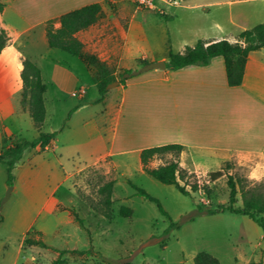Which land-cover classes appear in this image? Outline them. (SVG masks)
Returning <instances> with one entry per match:
<instances>
[{
  "label": "crops",
  "instance_id": "0c3cea01",
  "mask_svg": "<svg viewBox=\"0 0 264 264\" xmlns=\"http://www.w3.org/2000/svg\"><path fill=\"white\" fill-rule=\"evenodd\" d=\"M0 3L3 5L0 28L8 36L7 44L0 51V151L16 138L27 139L25 133L29 129L34 130L31 140L39 134L28 111L21 106V72L25 58L39 68L45 85V118L40 131L56 132L44 149L24 150L13 168L14 183L23 186L27 207L18 209L16 223L21 237L12 264H17L25 247L29 256L21 264H39V255L45 251L35 249L40 244H26L25 238L28 233L42 238L45 225L33 228L41 212L54 215L64 210L56 193L82 168L70 171L63 160L71 161L79 156L81 149L88 151L87 165L90 166L114 153H140L143 148L176 143L183 146L180 164L194 171L220 167L223 162L231 161L236 167H245L249 179L264 177V48L249 52L238 86H228L221 56L211 58L207 65L152 69L144 75L128 77L125 84L116 85L120 91L118 106L103 103L111 119L106 137L104 120L97 116L101 110L98 111L94 103L97 97L85 99L89 84L81 81L62 56L49 55L48 62L38 60L37 57L44 56L37 53V49H46L47 53L56 50L47 43L45 27L48 21H54V26L58 27L60 15L98 3L101 10L97 20L75 33L84 53L114 68V74L119 69H132L133 63L141 60L166 62L167 56L148 60V55L140 50L164 49L161 39L148 43L143 14L149 10L139 9L126 0H0ZM211 3L218 1L205 4L180 2L166 7L161 15L171 19L169 22L185 21L186 35L200 37L193 45L198 39H216L199 36L205 28L200 26L202 14L194 11ZM180 8L189 12L184 15ZM179 27L177 30H183ZM210 27L220 29L221 25L213 21ZM185 43L183 40L180 49L186 47ZM107 94L108 91L102 102ZM65 102L68 104L64 107L62 120L53 123L57 109ZM148 102L150 127L137 120L140 103ZM25 160L27 164L23 165ZM41 172L49 178V186L46 194L41 196L40 206L33 212L29 209L30 201L40 197L37 181ZM4 224L6 216L0 226Z\"/></svg>",
  "mask_w": 264,
  "mask_h": 264
},
{
  "label": "rangeland",
  "instance_id": "374dc122",
  "mask_svg": "<svg viewBox=\"0 0 264 264\" xmlns=\"http://www.w3.org/2000/svg\"><path fill=\"white\" fill-rule=\"evenodd\" d=\"M216 1L218 3L194 10L202 14L200 26L205 28L199 36L234 42L242 30L264 21V0H181V3L205 4ZM180 12L185 15L184 12L189 10L180 8ZM143 15L148 43L153 44L161 39L164 48L140 49L148 55V60L167 56L169 50H183L180 49L183 40L189 46L196 38H200L186 35V23L183 20L169 22L171 19L168 20L153 10L144 12ZM213 21L221 25L220 29L210 27ZM178 27L183 30H177ZM37 50V53L44 56L37 57L38 60L44 62H48L49 55L62 56L64 62L77 72L81 81L89 84L85 99L98 97L97 89L92 85V79L79 58L59 49L49 53L46 49ZM141 66V63L134 62L130 70H137ZM110 68L114 72V68ZM121 72L123 69H119L114 75L118 78ZM146 73L144 71L138 75ZM107 91L104 102H94L98 111L101 110L97 116L104 120L106 137L111 119L107 116V110H104V104L106 102L110 107L118 106L120 100L117 86L110 87ZM67 104L65 102L57 109L53 123L62 120ZM139 112L137 120L150 127V103H140ZM32 134L34 130L29 129L25 133L26 140H31ZM139 154L134 151L114 153L106 160L89 166V153L81 149L79 156L71 161L63 160L70 171L82 169L72 176L68 185L60 187L56 193L62 200L61 208L66 211L60 210L54 215L41 212L33 228L45 225L42 238L40 235L29 234L32 239L42 240L45 244L35 247L45 251V254L39 255V264H196L195 255L201 251L216 257L218 264H245L262 259L264 231L255 221L228 211L206 214L203 210L227 203L228 175H232L235 180L241 179L243 189L259 191L264 187V177L259 180L249 179L246 177V168L236 167L231 161L223 162L220 167L194 171L193 168L180 164V153L163 152L151 158L148 162L150 168L177 159L179 166L187 171L180 183H185L188 190L194 182L199 186L190 195H183L173 185L163 184L148 175L141 167ZM22 164L26 165L27 160ZM220 169L223 175L211 181L209 172ZM34 170L38 171L37 167ZM44 174L41 172L38 175L40 197H33L30 201L29 209L33 212L40 206L41 196L46 194L49 186V178ZM109 181H113V185L108 192L104 186ZM14 182L15 180L12 185L6 184V167L0 163V201L8 186L13 188L16 185L0 208L1 215L6 216V224L0 226V264L13 262L21 237L16 223L18 209L27 207L23 186ZM131 183L157 198L175 225L171 226V220L161 214L153 202L136 195ZM241 185H236L237 206L242 202ZM204 186L210 189L209 194L205 193ZM28 253V249L23 248L17 264H21L29 256Z\"/></svg>",
  "mask_w": 264,
  "mask_h": 264
},
{
  "label": "trees",
  "instance_id": "16d2710c",
  "mask_svg": "<svg viewBox=\"0 0 264 264\" xmlns=\"http://www.w3.org/2000/svg\"><path fill=\"white\" fill-rule=\"evenodd\" d=\"M0 3V10L2 9ZM100 5L93 3L82 6L80 8L68 11L58 17L59 26H54V21L46 23V37L50 48L62 50L74 57L79 58L86 64L90 71L91 79L97 89L98 97L94 102L103 100L108 88L107 85L115 80L118 84H125L128 77L124 73H129L131 70L124 69L118 75H114L111 68L104 62L98 60L92 55L83 52L82 43L77 39L75 33L85 29L93 24L100 13ZM8 36L3 29L0 28V51L7 44ZM264 48V21L255 24L251 28L242 30L237 35V40L231 42L227 39H198L193 45L186 46L181 52L168 51L166 67L179 69L188 65H207L211 58L221 56L224 61V69L226 82L228 86H238L242 82L244 68L249 52ZM145 64V60L140 61ZM22 91H21V106L27 110L34 126L39 130L38 136L33 140L24 138H16L5 149L0 151V163L6 167V184L12 185L14 180L13 168L20 160L22 152L27 149L36 147L44 149L49 144L56 132L45 133L40 131L45 118V107L43 102V93L45 85L41 81L39 68L28 58L23 60V69L21 72ZM64 126V124L62 125ZM183 146L176 143H169L159 146L143 148L140 151L139 157L142 169L151 177L159 182L167 185H173L181 194L190 195V192L197 191L199 186L196 182L190 185V190L186 189L185 183L181 184L187 174V171L181 168L177 159L171 160L157 167H148V162L155 155L163 152H173L179 154ZM223 175L222 169L209 172V179L215 181ZM241 179L235 180L232 175L227 177V186L229 188L228 201L226 204L216 207H207L203 210L206 214H215L228 211L230 213L241 214L255 221L264 231V187L262 190L243 189ZM240 184V192L242 202L237 206V186ZM113 181H109L104 186L106 191H111ZM135 189V194L153 202L158 210L171 220V226L175 225L168 212L162 207L159 200L144 189L132 184ZM206 194L210 193V189L204 186ZM108 202V199H107ZM0 213V222L2 221ZM28 235L25 238L26 244H42V240H34ZM55 248V247H53ZM60 252L62 250H59ZM196 264H218V259L208 252L201 251L195 255ZM247 264H262L261 260L257 263L249 262Z\"/></svg>",
  "mask_w": 264,
  "mask_h": 264
},
{
  "label": "water",
  "instance_id": "95a60500",
  "mask_svg": "<svg viewBox=\"0 0 264 264\" xmlns=\"http://www.w3.org/2000/svg\"><path fill=\"white\" fill-rule=\"evenodd\" d=\"M166 68V62L164 60H157V61H150L143 64L139 69L130 71L129 73H124L125 77H130L132 75L139 74L144 71L152 70V69H159L163 70ZM118 84V80H115L107 85V88L116 86ZM12 190V186H8L3 198L0 201V208L3 205L4 201L8 198L10 191ZM261 263L264 264V251L262 253Z\"/></svg>",
  "mask_w": 264,
  "mask_h": 264
},
{
  "label": "built area",
  "instance_id": "2783aa9c",
  "mask_svg": "<svg viewBox=\"0 0 264 264\" xmlns=\"http://www.w3.org/2000/svg\"><path fill=\"white\" fill-rule=\"evenodd\" d=\"M135 4L139 9L153 10L164 14L166 7L178 5L181 0H126Z\"/></svg>",
  "mask_w": 264,
  "mask_h": 264
}]
</instances>
